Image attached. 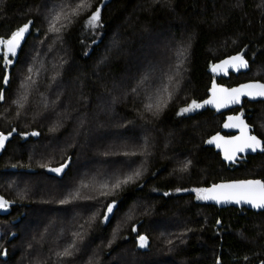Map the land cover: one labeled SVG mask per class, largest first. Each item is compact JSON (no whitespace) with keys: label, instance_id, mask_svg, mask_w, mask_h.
<instances>
[{"label":"trees","instance_id":"trees-1","mask_svg":"<svg viewBox=\"0 0 264 264\" xmlns=\"http://www.w3.org/2000/svg\"><path fill=\"white\" fill-rule=\"evenodd\" d=\"M76 2L0 4V37L33 22L14 64L5 66L0 52V132L12 133L0 151V196L12 205L0 220L17 233L11 241L9 232L0 235V252L7 248L0 264H260L264 211L218 208L191 190L264 180V152L227 165L208 143L224 114L180 110L202 104L210 67L223 57L243 54L250 69L219 83L264 82V0H82L85 7L69 15ZM97 6L100 26L91 28ZM59 7L57 27H66L49 32ZM30 61L36 72L23 73ZM152 61L157 68L144 72ZM167 74L177 81L157 86L155 77ZM238 110L264 141V102ZM65 162L61 173L50 171ZM136 170L139 178L111 188ZM139 235L148 238L145 249ZM65 249L73 255H57Z\"/></svg>","mask_w":264,"mask_h":264},{"label":"snow or ice","instance_id":"snow-or-ice-1","mask_svg":"<svg viewBox=\"0 0 264 264\" xmlns=\"http://www.w3.org/2000/svg\"><path fill=\"white\" fill-rule=\"evenodd\" d=\"M3 3V0H0V4ZM85 4L80 3L77 5L69 15H74L79 12L81 8H84ZM88 7H91L89 3ZM101 9L99 6L95 8V11L91 12L88 16L87 24L91 28H96L100 26L101 21ZM63 14V10L56 12L52 16L51 20L48 22V31L54 33H60L66 25H61L57 27V24L60 21V17ZM33 22L29 20L24 23L22 26L16 28L7 39L0 37V52H2L4 57L5 66L11 64L13 61L8 59L9 56L16 57L18 49L21 47L22 40L25 39V34L29 31L30 25ZM249 67L248 61L245 59L243 54H236L229 56L227 59L221 60L219 64L212 65V70L215 72L217 70L227 74L229 68L239 70L241 68L247 69ZM31 71V69H29ZM8 76H4L5 84L8 83ZM135 91V89H133ZM209 91L212 93L209 99L203 101V103H197L196 100H193L191 104L187 107L180 110V114L189 113L195 111L204 105H214L216 107H225L228 104H239L242 96H247L250 98L261 97L264 98V83L255 82V83H246L241 84L236 88H225L219 85H216L215 82ZM5 99L3 89H0V101ZM23 105H21L22 107ZM149 108L151 106L149 105ZM157 115V113H153ZM225 128H238L240 130V135L231 136V137H221L219 134L212 137L208 143L215 142L217 147L223 149L224 157L226 160L232 161L236 158L238 153H243L246 150H251L256 152L257 149H260L261 152H264V141L258 139L255 135H249V125L245 123L243 119V113L236 116H229L228 122L223 125ZM54 131L55 129H51ZM15 131V129H13ZM12 133L9 132L7 135L0 132V149L5 145V141L11 136ZM22 136H28V133H21ZM32 135H38V133L33 132ZM135 155V153H133ZM68 162L62 163L57 168H51L50 171L57 174L61 173ZM190 163V162H189ZM185 169L187 164H185ZM141 171L136 170L131 175H126L123 179L117 178L115 183L111 185L112 189H119L121 185H126L134 180V178H139L141 176ZM102 187L107 188L108 185L104 184ZM176 191H188L187 189H176ZM191 191L196 193V198L199 200H211L215 201L217 204H249L256 209H264V181L261 180H235L227 183L213 184L207 188H194ZM109 192L103 193V195H109ZM168 195V193H164ZM77 199L76 196H72L71 200ZM70 199L60 200L59 203L66 204L71 202ZM10 202L5 200L3 196H0V209H6L9 207ZM117 206V201L112 200L111 203L107 204V210L104 212V221L107 222L111 219V214H114V209ZM219 224L220 221L217 220ZM136 231L135 227L132 229ZM139 247L144 248L147 246L148 238L145 235L138 236ZM58 256L70 257L73 255V252L70 249H65L62 253H57ZM219 264V261L217 262ZM264 264V261L261 262Z\"/></svg>","mask_w":264,"mask_h":264},{"label":"water","instance_id":"water-1","mask_svg":"<svg viewBox=\"0 0 264 264\" xmlns=\"http://www.w3.org/2000/svg\"><path fill=\"white\" fill-rule=\"evenodd\" d=\"M29 32V31H28ZM28 32L25 34V39L22 40L21 42V46L23 45V43L26 41L27 39V36H28ZM21 49V47H20ZM20 49H18V52H17V56L16 57H12L11 56V60L13 61L12 63L14 64L17 59H18V56H19V52H20ZM233 55H236V54H232V55H229V56H233ZM229 56H226V57H223L217 61H215L212 65L214 64H219V62L221 60H224V59H227ZM246 59V58H245ZM247 60V59H246ZM248 61V60H247ZM248 64H249V61H248ZM212 65L210 67V74L211 76L213 77V80L212 82L210 83V86L208 88V91H207V97L203 100H207L210 98V96L212 95V93L209 91V89L212 88L213 86V83L215 82L216 85H219V86H222V87H225V88H236V87H239V85L241 84H246V83H255V82H260V83H264L260 80H246V81H242V82H239L237 84H234V85H231V86H227L225 84H222V83H219L218 82V79L220 78H227L228 76H230L231 74L234 75V76H237L239 75L240 73H246L249 71L250 69V64H249V67L247 69H244V68H241L239 70H236V69H232V68H229L228 71H227V74H225L224 72L222 71H213L212 70ZM264 102V98H261V97H256V98H250V97H247V96H242L241 97V100H240V103L239 104H228L227 106L225 107H216L214 105H204L205 107H207L209 110L215 112L216 114H224V120L222 122V126H221V129L222 131H218V132H215L213 134L210 135L209 137V140L210 141L212 139V137L216 136L217 134H219L221 137H231V136H238L240 135V130L238 128H225L223 125L228 122V117L229 116H236V115H239L241 113H234L232 112V110L236 109V108H240L243 106L244 102ZM203 103V102H202ZM243 119L245 121V123H247L249 125V132L248 134L249 135H255L257 136L255 133H252L251 132V125L247 122L246 118L243 116ZM258 137V136H257ZM258 139H260L262 141V139L260 137H258ZM209 145L215 150V152L219 153L220 155V158L221 160L226 163L227 165H232L234 162L240 160L241 157H244L246 155H254L256 153H263L261 152L260 149H257L256 152H252L251 150H246L245 152L243 153H238L236 155V158L232 161H229V160H226L225 157H224V152H223V149L220 148V147H217V144L215 142L213 143H209ZM262 147H263V144H262ZM235 180H261V179H258V178H245V179H231V180H223V181H219V182H216L214 184H220V183H227V182H231V181H235ZM261 181H264V180H261ZM213 185V184H211ZM211 185H209L208 187H210ZM5 199V198H4ZM6 200V199H5ZM204 202L206 204H209V205H214L218 208H227V207H235V208H246V209H249V210H252V211H255V212H260V211H264V209H256V208H253L251 205L249 204H235V203H228V204H217L215 201H211V200H208V201H205ZM12 205V203L10 202V205L9 207ZM9 207H7L6 209H0V213L2 214H6L9 212ZM24 213L21 214V216H23ZM20 220V217H17L15 218L14 220L11 221V223H17L18 221ZM17 236V233L16 232H11L8 237H7V241H11L13 240L15 237ZM0 258L2 260H6L7 259V248L4 247L2 248L1 250V253H0ZM261 264V263H260Z\"/></svg>","mask_w":264,"mask_h":264},{"label":"rangeland","instance_id":"rangeland-1","mask_svg":"<svg viewBox=\"0 0 264 264\" xmlns=\"http://www.w3.org/2000/svg\"><path fill=\"white\" fill-rule=\"evenodd\" d=\"M82 0H77V2L75 3L76 5H78V4H80V2H81ZM82 9V8H81ZM59 10H60V7L59 8H57V9H53V13L55 14L56 12H59ZM156 50H153L152 48H149V53L151 52V53H153V52H155ZM158 62L157 61H152V62H150V63H148L145 67H144V72L145 71H151V69L152 68H157V64ZM28 64H29V67H25V70L23 71V73L25 72H28L29 74H32V73H35L36 71H34L33 70V67H31L30 66V64H31V61L30 62H28ZM141 65H142V63H141ZM180 67H178V69L179 68H181V79H182V77H183V68H182V64H180L179 65ZM29 69H32L31 71H29ZM143 72V73H144ZM146 74V73H145ZM24 78L25 77H22L21 78V80H24ZM148 78H147V76H145L144 74H141V77L139 78V80H140V84H142L144 81H146ZM155 79L156 80H158L155 84H157V86L158 85H163V83H165V84H170L171 82H176L177 81V78L176 77H169V74H167V75H165V76H163V77H161V78H159L158 76H156L155 77ZM144 80V81H143ZM143 87V86H142ZM142 89V88H141ZM241 108V107H240ZM234 113H242L241 112V110H238V111H236V112H234ZM262 130L264 131V126L262 127ZM0 151H1V149H0ZM30 223L31 224H33L34 226H37V225H39L41 222L40 221H38V220H36V219H30ZM25 227H28V224H26V225H24V227L23 228H25ZM4 229V230H3ZM9 232L8 234H10L11 232H15L13 229H10V227H9V223H8V221H3V220H0V235L2 234V232ZM23 239H26V237H24ZM137 247H139V241H138V237H137ZM148 244V243H147ZM18 245H20V244H18ZM18 245H16V246H18ZM148 246V245H147ZM146 246V247H147ZM146 247H144V248H141V247H139V248H141V249H145Z\"/></svg>","mask_w":264,"mask_h":264},{"label":"flooded vegetation","instance_id":"flooded-vegetation-1","mask_svg":"<svg viewBox=\"0 0 264 264\" xmlns=\"http://www.w3.org/2000/svg\"><path fill=\"white\" fill-rule=\"evenodd\" d=\"M1 253V252H0Z\"/></svg>","mask_w":264,"mask_h":264}]
</instances>
